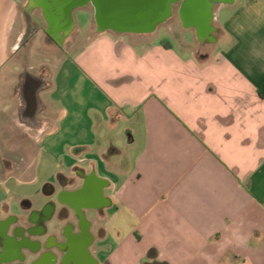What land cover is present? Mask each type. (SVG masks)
I'll return each mask as SVG.
<instances>
[{
    "label": "crops",
    "instance_id": "1",
    "mask_svg": "<svg viewBox=\"0 0 264 264\" xmlns=\"http://www.w3.org/2000/svg\"><path fill=\"white\" fill-rule=\"evenodd\" d=\"M8 2L0 264H147L150 250L166 264H264V0L220 5L205 58L151 42L165 22L134 33L80 8L73 31L95 34L73 43L39 0ZM71 117L81 138L59 147ZM44 155L57 180L41 190ZM121 207L138 223L111 235Z\"/></svg>",
    "mask_w": 264,
    "mask_h": 264
},
{
    "label": "rangeland",
    "instance_id": "2",
    "mask_svg": "<svg viewBox=\"0 0 264 264\" xmlns=\"http://www.w3.org/2000/svg\"><path fill=\"white\" fill-rule=\"evenodd\" d=\"M52 3H54L56 0H50ZM179 5H175L172 9V13L170 18L162 25L160 26L158 32H155L150 36V41L151 42H161V41H167L171 43V45L183 56H187L188 54H193L197 57L205 58L206 56H210L212 53V48L213 45L209 42V38H205L201 40L199 36L197 35V32L193 28H187L184 25L183 19L178 13V7ZM220 5H215L213 7V21L212 25L218 27V21H215V14L217 10L219 9ZM91 7H88L89 9ZM92 9V8H91ZM122 8H118L116 10L120 11ZM54 8L49 7L48 13H53ZM223 11V10H222ZM221 11V13H222ZM45 14L46 11L44 10ZM14 9L13 6L8 2L5 5L1 4L0 5V69L3 66V64L7 60V52L8 49L6 47V40H3V32L10 27H14V24H12V18H14ZM85 14L81 11L75 12L74 16L75 19L79 24H81L84 21V16ZM46 19L49 23L50 31L53 32L52 28V23L49 20L47 14H46ZM217 34L218 28L216 29ZM5 34V32H4ZM71 39L74 43L77 42L81 38H86L88 39L90 36H93L94 29L91 26V29L89 32H74L73 28L71 29ZM42 40V39H41ZM71 47V46H70ZM83 47L82 44H78L75 48V51L73 50V53H71V56H76L78 51L81 50ZM221 47L218 46L217 49H220ZM46 49V48H45ZM72 50V49H69ZM32 53V59L37 62L36 64H39L41 61H45L48 57L45 56V50L43 48V43L40 41L36 44L35 48L31 51ZM50 59V58H49ZM70 62V61H69ZM71 63V62H70ZM71 65V64H70ZM14 65L13 68H6L5 70H0V91L8 90L10 91L13 86L11 82L9 81L10 77L6 76L7 74L11 73V70L15 68ZM72 72V71H71ZM10 80H13L12 78ZM75 87L74 80L71 79V89ZM10 99L8 98H3L0 96V104L4 105L6 101H9ZM76 120L71 117L70 123H69V128H64V130L57 136L55 137V141H57V145L59 147L62 146L64 141H69V142H76L79 141L81 138L79 136V132L81 129L75 126ZM87 136L85 137L86 140H90L93 138V131L91 129H87ZM48 138H46L47 140ZM44 139L42 142V147L46 148L48 143ZM120 141V140H117ZM58 163L56 160H51L48 156L44 155L42 159V166L48 168V174L46 177L44 176L43 178L41 177L40 182L38 186L36 187L37 189L43 190L46 187V180H50L51 182L56 183V167ZM12 185V182L9 184V186ZM33 190V189H32ZM91 201L90 199H87ZM118 219L116 222L111 223L109 225V229L111 232V235H129L131 230L137 225L138 223V218L135 215H131L127 213V210L124 207L120 208V213L117 215ZM112 229V230H111Z\"/></svg>",
    "mask_w": 264,
    "mask_h": 264
},
{
    "label": "water",
    "instance_id": "3",
    "mask_svg": "<svg viewBox=\"0 0 264 264\" xmlns=\"http://www.w3.org/2000/svg\"><path fill=\"white\" fill-rule=\"evenodd\" d=\"M181 2L180 16L187 28L196 30L201 40L214 30L213 7L231 5L234 0H39L52 23L53 33L60 27L67 29L72 24L75 10L91 7L102 20L112 21L113 26L134 33L153 32L159 24L166 22L175 5ZM49 7L54 8L48 13ZM122 8L120 11L116 10ZM67 19L63 25L62 22ZM64 27H63V26Z\"/></svg>",
    "mask_w": 264,
    "mask_h": 264
},
{
    "label": "flooded vegetation",
    "instance_id": "4",
    "mask_svg": "<svg viewBox=\"0 0 264 264\" xmlns=\"http://www.w3.org/2000/svg\"><path fill=\"white\" fill-rule=\"evenodd\" d=\"M177 5H179L178 7V13H179V15H180V10H181V2H179ZM67 22V19H64L63 20V22H62V24L64 25L65 23ZM62 25V26H63ZM64 27V26H63ZM72 29V24L67 28V29H65V30H67L68 32H70V30ZM213 32H214V30H213ZM212 32V33H213ZM212 33L211 34H209L208 35V37H206V38H211L212 37ZM56 35H57V33H56ZM55 34H54V36L55 37H57ZM87 199H90V198H88L87 197ZM87 199H85V200H83V201H85L84 203L86 204V205H88V204H92V205H95L97 202H91V201H89V200H87ZM99 201H101L100 199H99ZM69 215V209L68 208H65V209H63V210H61L60 212H59V218H65V217H67ZM86 227V226H85ZM84 227V228H85ZM82 236H84L86 239H84L83 241H82V243L81 244H77L78 243V241L77 240H75V241H73L74 242V244H77V246L80 248V251L82 250H84V248H85V246H86V244H88V242H92V240H93V238L92 237H90L89 235H88V237H87V235H82ZM71 242V241H70Z\"/></svg>",
    "mask_w": 264,
    "mask_h": 264
},
{
    "label": "trees",
    "instance_id": "5",
    "mask_svg": "<svg viewBox=\"0 0 264 264\" xmlns=\"http://www.w3.org/2000/svg\"><path fill=\"white\" fill-rule=\"evenodd\" d=\"M263 90H264V87H263ZM148 256H149V259L152 260V263H147V264H166V263H159L156 261L157 253L155 250H150Z\"/></svg>",
    "mask_w": 264,
    "mask_h": 264
}]
</instances>
